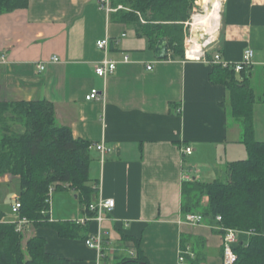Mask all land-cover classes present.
<instances>
[{"label": "crops", "instance_id": "0c3cea01", "mask_svg": "<svg viewBox=\"0 0 264 264\" xmlns=\"http://www.w3.org/2000/svg\"><path fill=\"white\" fill-rule=\"evenodd\" d=\"M126 9L121 0H27L0 15V101L46 99L54 105L56 124L68 126L74 138L104 142L105 153L91 149L92 202L114 200L106 218L100 224L87 222L77 237L31 223L22 233L26 240L43 237L46 250L67 264H97V251L85 238L98 231L105 240L103 264L137 250L150 264H223L222 229L204 218L186 221L181 201L184 173L189 180H225L226 165L248 156L242 122L233 113L229 78L219 71L224 69L220 64L176 55L165 35L159 38L167 41V56L156 58L158 40L150 44L120 13ZM189 19L190 14L184 22V49ZM204 35L193 38L190 56L210 41L207 34L199 42ZM103 37L109 38V58L118 61L106 78L94 72L103 58L95 42ZM246 48L253 51L252 64L233 76L253 90V137L264 141V0H222L220 29L210 53L218 52L232 64ZM123 54L129 62H121ZM40 63L43 70H38ZM91 88L102 98L86 100ZM183 146H191L192 152L184 154ZM12 178L4 175V182ZM207 201L203 196L202 205ZM49 206L54 221L89 216L71 188L52 192ZM260 206L264 234V191ZM248 236L239 231L237 239L244 242Z\"/></svg>", "mask_w": 264, "mask_h": 264}, {"label": "trees", "instance_id": "16d2710c", "mask_svg": "<svg viewBox=\"0 0 264 264\" xmlns=\"http://www.w3.org/2000/svg\"><path fill=\"white\" fill-rule=\"evenodd\" d=\"M121 1L130 10L120 13L149 37L150 44L165 35L176 55L183 56L184 22L193 0ZM26 2L0 0V15ZM219 71L229 78L233 113L242 122V142L248 156L226 165L228 178L225 180H184L181 210L183 214L201 213L213 226L248 232L246 241L234 245L237 256L234 264H264L260 206V194L264 191V141L253 137L252 108L256 98L247 82L235 80L234 72L226 68ZM89 145L90 142L74 138L68 126L56 124L54 105L46 99L0 101V177L9 175L17 179L20 202L11 221L0 207V264H67L66 259L46 250L41 236L28 238L23 248L24 235L16 230L17 220L26 217L27 224L49 226L66 238L79 235L83 225L51 220L49 198L54 191L71 188L77 192L78 201L89 216L93 215L88 210L95 195L89 178ZM203 196L208 199L205 206ZM217 215L221 216L220 222L215 219ZM114 264L150 263L137 250L135 255L120 258Z\"/></svg>", "mask_w": 264, "mask_h": 264}, {"label": "built area", "instance_id": "2783aa9c", "mask_svg": "<svg viewBox=\"0 0 264 264\" xmlns=\"http://www.w3.org/2000/svg\"><path fill=\"white\" fill-rule=\"evenodd\" d=\"M104 8H106L107 11L112 10L111 8H109L108 5L105 6ZM189 25H191L190 33L188 35V38L186 39L185 49H184L185 60H206L213 64H220L223 68L231 70L234 73L242 72L252 64V57H253L252 49L246 48L243 52L242 59L239 62L230 64L226 61H223L221 59V55L218 52L210 53V45L212 44V41L206 43L202 47L200 52H198L197 54L195 53L193 56H190L189 55V51L191 50L190 45L192 43V39L194 35L191 29L192 23L190 21H188V26ZM109 43H110L109 38L107 37L97 39L95 42L96 48L103 52V58L94 66L95 74L101 78H106L108 75L112 74L115 71L116 64L118 62L114 59L109 58L108 56ZM51 60L57 61L58 58L56 56H52ZM121 62H129V57L127 54H123ZM37 67L38 70H43L44 64L40 63L37 65ZM152 67H153L152 64H148L146 66L148 70L152 69ZM100 98H102V94L96 88H91L90 91L85 96L86 100H98ZM89 148L95 149L101 154L108 151L104 142H91ZM182 152L184 154H190L192 152L191 146H183ZM182 177L184 178V180L190 179V175L187 173H184ZM11 199H12L11 210L12 212H17L20 208L19 197L17 194H13L11 196ZM113 208H114V200L112 198H100L96 201L91 202L88 205V210L93 215L81 217L79 219H76L75 222L77 224L84 225L89 221H96L98 224H100L106 218L107 214L112 211ZM215 219L216 221L220 222L221 216L217 215ZM185 220L190 223H200L201 221H203V216L198 213H187L185 214ZM27 223L28 220L26 217L20 218L19 220H17L16 230L23 231L24 225H26ZM220 228L223 231V244H222L223 264H234L237 258L236 253L234 252V245H236V243L238 242L237 234L239 231L231 227L220 226ZM85 243L88 247L94 248L97 251V257H98L97 264H103L102 258L104 256L105 240L102 236V233L98 231L95 234L85 238ZM180 259H183V257L181 256Z\"/></svg>", "mask_w": 264, "mask_h": 264}, {"label": "bare ground", "instance_id": "6f19581e", "mask_svg": "<svg viewBox=\"0 0 264 264\" xmlns=\"http://www.w3.org/2000/svg\"><path fill=\"white\" fill-rule=\"evenodd\" d=\"M221 1L222 0H206L204 3V14H194L193 15V22H192V31H193V38H196L198 34H205L204 38H201L199 42H203L205 38H207V34H209L210 41H212L218 31L220 26V8H221ZM193 40V39H192ZM198 40V39H197ZM203 42L199 52L201 51L202 47L210 42ZM193 43V42H192Z\"/></svg>", "mask_w": 264, "mask_h": 264}, {"label": "rangeland", "instance_id": "374dc122", "mask_svg": "<svg viewBox=\"0 0 264 264\" xmlns=\"http://www.w3.org/2000/svg\"><path fill=\"white\" fill-rule=\"evenodd\" d=\"M128 11H129V9H128ZM204 11H205V9H204L202 0H193L191 12H190L191 19H189V21L192 23L193 22V19H192L193 15L198 14V13L204 14L205 13ZM190 26L191 25H189V33H190ZM219 29H220V26L218 28V31H219ZM191 37H192V35H191ZM253 82L256 85L257 92H259L258 91L260 89L259 81L254 80ZM14 193L18 194V181H17V179L12 178V181L4 182V176L0 177V207L5 211V213L7 215L6 218L9 221L13 220L14 217L16 216V214L11 211V201H12L11 195ZM25 237H26V234H24V238H23V242H22L23 248H24V244L26 241Z\"/></svg>", "mask_w": 264, "mask_h": 264}, {"label": "water", "instance_id": "95a60500", "mask_svg": "<svg viewBox=\"0 0 264 264\" xmlns=\"http://www.w3.org/2000/svg\"><path fill=\"white\" fill-rule=\"evenodd\" d=\"M168 47L167 41L165 38L161 37L158 39V42L154 49V56L158 59H164L167 56Z\"/></svg>", "mask_w": 264, "mask_h": 264}]
</instances>
